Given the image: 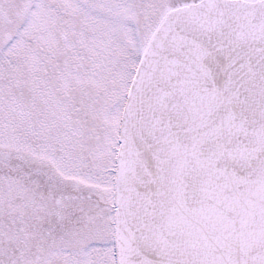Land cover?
<instances>
[{"label": "snow or ice", "instance_id": "obj_1", "mask_svg": "<svg viewBox=\"0 0 264 264\" xmlns=\"http://www.w3.org/2000/svg\"><path fill=\"white\" fill-rule=\"evenodd\" d=\"M0 264H264V0H0Z\"/></svg>", "mask_w": 264, "mask_h": 264}]
</instances>
